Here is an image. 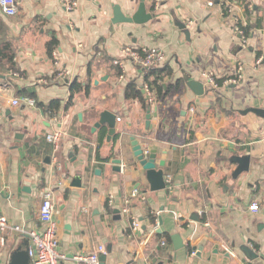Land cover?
Returning a JSON list of instances; mask_svg holds the SVG:
<instances>
[{
    "label": "crops",
    "instance_id": "crops-1",
    "mask_svg": "<svg viewBox=\"0 0 264 264\" xmlns=\"http://www.w3.org/2000/svg\"><path fill=\"white\" fill-rule=\"evenodd\" d=\"M18 1V15L0 12L21 73L0 70V212L10 224L26 231L41 227L43 193L52 189L59 252L66 256L62 264H76L75 256L100 245L107 251L112 247L106 264H264V116L243 113L264 110V0H233L232 15L209 8L206 0H164L159 7L156 0H144L153 15L146 25L111 21L113 6L133 16L143 0H78L74 12L65 11L60 0ZM234 20L251 28L245 46L234 32ZM177 23L190 30V41ZM53 39L59 47L50 56L47 44ZM126 45L164 51V66L173 75L162 83L170 91L157 105L144 109L126 99L130 83L144 93L149 74L127 64L126 80L119 82L113 61ZM239 69L240 84L218 91L205 86L202 97L186 86L181 73L186 70L204 84L206 73L225 79ZM64 71L68 81L60 83ZM74 81L90 86L89 94L76 95L67 109ZM27 95L37 101L35 108L12 106ZM53 100L61 102L55 116L41 107ZM104 111L117 115L119 135L110 143L106 136L97 159L100 132L108 135V129H92ZM60 127L66 136L55 152L45 137ZM131 137L144 149L156 150L158 164L166 163L169 189L150 191ZM247 155L250 171L234 180L233 159ZM78 175L83 188L72 187ZM136 190L132 216L141 227L134 232L121 210ZM253 203L258 213L250 211ZM176 234L182 249H175ZM25 236L12 234L0 245V264H9L23 243L31 245ZM160 236L171 242L163 240V245ZM244 243L259 259L249 261L240 252Z\"/></svg>",
    "mask_w": 264,
    "mask_h": 264
},
{
    "label": "built area",
    "instance_id": "built-area-1",
    "mask_svg": "<svg viewBox=\"0 0 264 264\" xmlns=\"http://www.w3.org/2000/svg\"><path fill=\"white\" fill-rule=\"evenodd\" d=\"M164 0H156L155 6L159 7ZM233 0H206V4L209 8L218 6L223 15L233 13ZM61 7L67 12H74L79 7L78 0H60ZM20 3L18 0H0V12L6 17H14L18 15ZM193 25V23H190ZM234 32L239 35L243 46L247 44L249 36L246 35L243 30L242 24L238 20H234L233 25ZM260 62V61H259ZM166 63V55L159 47H141L135 48L134 46L126 45L120 50V58L115 59L113 64L118 67L121 74L119 76V82L122 83L126 80V65L131 64L136 69L141 70L143 73L150 72L153 69L161 68ZM68 72L64 71L58 79L60 83L68 81ZM18 77L19 74L16 73ZM205 82L204 86L209 90L218 91L220 89L237 86L242 81V69L233 77L225 78L224 80L218 79L212 73L204 74ZM219 80H222L219 82ZM45 82V81H44ZM149 105H157L156 94L154 89L146 84L142 88ZM12 106L16 108H35L37 101L31 97H22L12 101ZM120 120L118 119V122ZM66 136V131L60 127L52 130L46 135V141L50 143L55 152H58L62 143V140ZM145 150V155H149V150ZM170 181V179H169ZM139 197V192L136 190L132 193L131 198L127 202V205L121 210V214L130 218L131 228L134 232L138 231L141 227V223L132 216L131 203L133 199ZM54 199L53 190L47 189L43 193L42 204L39 211V217L41 221V227L26 231L20 226L11 225L8 218L0 212V245L5 246L8 237L15 233L27 234L30 238V258L32 264H62L66 260V256L59 252L58 241V225L54 220ZM250 211L258 213L260 207L258 203H253L250 206ZM202 213V212H201ZM165 245V242H162ZM107 255V249L104 245L98 246L95 252L91 254H82L74 257L76 264H102L101 257Z\"/></svg>",
    "mask_w": 264,
    "mask_h": 264
},
{
    "label": "water",
    "instance_id": "water-1",
    "mask_svg": "<svg viewBox=\"0 0 264 264\" xmlns=\"http://www.w3.org/2000/svg\"><path fill=\"white\" fill-rule=\"evenodd\" d=\"M113 19L111 20L113 24H135V25H146L150 21L153 20V15L147 11L145 1H141L137 11L133 16H126L122 8L118 5L113 6ZM177 26L183 31L184 35L186 36L187 40L190 41V30L184 24L177 23ZM183 79L185 81L186 86L198 97H202L205 94V86L203 82L194 80L190 72L186 70L181 71ZM244 114L247 113H254L259 116H264V110L250 108L243 112ZM80 119L81 115L79 116ZM151 117H152V109L149 106L147 108V115H146V128L149 130L151 125ZM118 124V117L116 114L111 113L109 111H104L100 114L99 120L97 123L94 124V128L92 129L93 132L100 129L101 127H107L108 135H107V142L110 143L115 136H118L117 130ZM131 146L133 151V156L140 164L143 172L145 173L146 180L149 184L151 192H160L165 191L170 188V185L167 183L165 178V172L163 168L165 167V162L162 161L161 163H157V151L152 150L149 152V155H145V150L142 144L136 139V137H131ZM50 162V160H48ZM234 162L237 164V168L233 174L234 180H237L241 175L250 171V156H243V157H235L233 159ZM114 165L120 166L122 164V160H114ZM121 168H117V171L120 172ZM97 173V172H96ZM73 188H83L82 177L76 176L72 183ZM115 220H120V211L114 210ZM160 226H162V218H159ZM160 233V231L158 232ZM26 239L29 236H25ZM172 240L175 246V249H182L184 244L182 242V238L180 235L176 234L172 236ZM240 252L249 260L255 261L259 259V255L253 251L250 246L244 243L240 246ZM112 247H108L107 253H111ZM106 256L101 257L102 264H106ZM9 264H32L30 258V244L29 242L23 243L12 255L9 261Z\"/></svg>",
    "mask_w": 264,
    "mask_h": 264
},
{
    "label": "trees",
    "instance_id": "trees-1",
    "mask_svg": "<svg viewBox=\"0 0 264 264\" xmlns=\"http://www.w3.org/2000/svg\"><path fill=\"white\" fill-rule=\"evenodd\" d=\"M243 30L245 31L247 36L250 35L251 32L250 27H243ZM6 32H7L6 26L0 17V70L5 69L7 72L9 71L12 72V74L19 73L21 75L15 63L16 53L13 48V45L8 40H6ZM58 47H59V41L57 39H53L52 41H50L47 44L48 54L52 56L54 51ZM89 75H91V66L89 68ZM172 75L173 72L167 65L161 68L153 69L147 75L146 83H148L152 88H154L157 102L158 101L161 102L169 94L170 87L165 89L162 83L167 77H171ZM222 80H219V82H221ZM180 82L181 81L177 83V86H180L181 84ZM89 88L90 86H83L82 83H79L77 81L72 82V84L70 85V99L69 102L67 103V109H69L73 105V101L76 95L82 92H85L86 95L89 94ZM126 99L139 101L144 109L149 104L145 94L142 93L141 89H139L135 83H130L127 86ZM41 107H43L44 110L49 112L51 116H55L61 109V102L59 100H53L48 105H41ZM106 136H107L106 131L100 132L98 139V148L96 152L97 159H100L99 151L106 140ZM150 217L152 222L156 224L157 223L156 218L153 216ZM159 239L160 240L162 239L161 241L165 240L168 243L171 242V237L169 236H160Z\"/></svg>",
    "mask_w": 264,
    "mask_h": 264
}]
</instances>
